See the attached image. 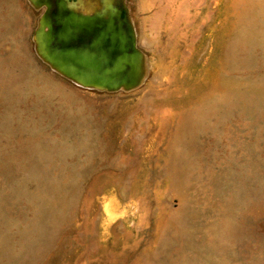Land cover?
<instances>
[{
  "label": "rangeland",
  "instance_id": "obj_1",
  "mask_svg": "<svg viewBox=\"0 0 264 264\" xmlns=\"http://www.w3.org/2000/svg\"><path fill=\"white\" fill-rule=\"evenodd\" d=\"M119 2L142 78L84 90L0 0V264H264V0Z\"/></svg>",
  "mask_w": 264,
  "mask_h": 264
},
{
  "label": "water",
  "instance_id": "obj_2",
  "mask_svg": "<svg viewBox=\"0 0 264 264\" xmlns=\"http://www.w3.org/2000/svg\"><path fill=\"white\" fill-rule=\"evenodd\" d=\"M31 1L45 6L34 40L51 74L84 90H129L139 84L143 53L119 0H88L87 11L70 0Z\"/></svg>",
  "mask_w": 264,
  "mask_h": 264
},
{
  "label": "crops",
  "instance_id": "obj_3",
  "mask_svg": "<svg viewBox=\"0 0 264 264\" xmlns=\"http://www.w3.org/2000/svg\"><path fill=\"white\" fill-rule=\"evenodd\" d=\"M31 1V0H30ZM26 3H27V0H15V2H14V5L11 7V6H9V5H6V0H1V5H2V7H3V15L5 16V17H7L8 18V16H10L9 14H11L12 13V11H11V9L13 8V11H14V17H16V19H17V21L15 22V24H17V22H18V11L20 10V9H22L23 7H25V5H26ZM31 4H33L32 3V1H31ZM34 5V4H33ZM37 7V6H36ZM40 8H42L43 10H42V12L44 11V9H45V6L43 5V6H41ZM42 14V13H41ZM12 15V16H13ZM22 46V45H21ZM19 47H20V45H19ZM22 48V47H21ZM34 48H35V45H34ZM57 74H59V73H57Z\"/></svg>",
  "mask_w": 264,
  "mask_h": 264
},
{
  "label": "bare ground",
  "instance_id": "obj_4",
  "mask_svg": "<svg viewBox=\"0 0 264 264\" xmlns=\"http://www.w3.org/2000/svg\"><path fill=\"white\" fill-rule=\"evenodd\" d=\"M246 36V35H245Z\"/></svg>",
  "mask_w": 264,
  "mask_h": 264
},
{
  "label": "flooded vegetation",
  "instance_id": "obj_5",
  "mask_svg": "<svg viewBox=\"0 0 264 264\" xmlns=\"http://www.w3.org/2000/svg\"><path fill=\"white\" fill-rule=\"evenodd\" d=\"M125 14V13H124Z\"/></svg>",
  "mask_w": 264,
  "mask_h": 264
}]
</instances>
